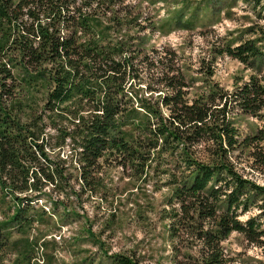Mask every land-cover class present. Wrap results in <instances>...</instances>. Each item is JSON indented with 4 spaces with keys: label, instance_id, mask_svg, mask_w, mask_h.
Segmentation results:
<instances>
[{
    "label": "trees",
    "instance_id": "trees-1",
    "mask_svg": "<svg viewBox=\"0 0 264 264\" xmlns=\"http://www.w3.org/2000/svg\"><path fill=\"white\" fill-rule=\"evenodd\" d=\"M112 7L114 0H0V194L14 209L4 226L17 223L22 233L44 217L45 208H32L50 189L97 194L108 160L143 171L155 159H174L180 172L171 182L170 233L199 246L190 254L176 245L188 261L177 264H229L222 242L235 231L264 252V185L239 172L233 158L250 148L264 167L257 144L264 134L241 138L230 116L236 106L256 116L264 109V76L252 75L233 93L215 85L189 98L182 68L172 60L158 71L163 56L150 57L131 34L138 15ZM230 53L248 63L262 51L246 42ZM140 66L156 72L160 87L144 84ZM42 84L46 94L33 106L27 95ZM254 206L260 212L242 220ZM12 234L0 228V249L4 240L21 249L0 264H31L35 241Z\"/></svg>",
    "mask_w": 264,
    "mask_h": 264
},
{
    "label": "rangeland",
    "instance_id": "rangeland-1",
    "mask_svg": "<svg viewBox=\"0 0 264 264\" xmlns=\"http://www.w3.org/2000/svg\"><path fill=\"white\" fill-rule=\"evenodd\" d=\"M120 7L134 17L138 15L141 25L131 27L130 32L137 37L135 40L145 43L147 54L163 56L158 71L163 63L169 65L172 60L173 68H182L189 98L215 85L233 93L252 75L264 76V0H114L112 8ZM124 33L117 31L113 35L121 37ZM246 42L257 44L262 51L248 63L230 53ZM140 69L144 84L160 87L155 71L150 74L144 66ZM44 94L43 84L30 90L28 103L35 106L33 99H37L41 104ZM230 116L241 138L264 134V109L256 116L236 106ZM257 144L264 149V141ZM68 149L66 146L63 153ZM250 152V148H240L233 153L236 168L264 185V167L255 164ZM173 160L160 164L155 159L143 171L140 166L136 169L108 160L102 168L100 192L67 196L50 189L51 195H42L32 208L43 207L47 214L37 215L22 233L17 231V223L4 226L14 209L10 208V199L5 202L0 194V228L13 232L11 240L29 237L35 241L29 254L31 264H122L121 257H128L135 264L188 262L176 245L190 254H197L199 246L190 240L174 239L169 229L171 202L177 203L171 182L174 173L180 172L173 167ZM71 172L76 171L73 168ZM71 183L76 190L80 188L75 180ZM71 189L67 187L69 192ZM259 212L254 206L240 218L246 220ZM2 243L0 256L5 262L15 260L21 248L13 250L5 240ZM222 245L229 264H264L262 248L242 233L232 232Z\"/></svg>",
    "mask_w": 264,
    "mask_h": 264
}]
</instances>
